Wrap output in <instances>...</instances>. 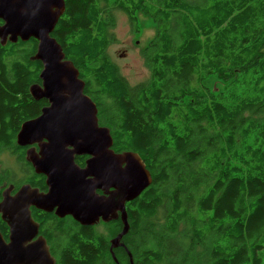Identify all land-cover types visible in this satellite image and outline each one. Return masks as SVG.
I'll use <instances>...</instances> for the list:
<instances>
[{"label":"trees","instance_id":"16d2710c","mask_svg":"<svg viewBox=\"0 0 264 264\" xmlns=\"http://www.w3.org/2000/svg\"><path fill=\"white\" fill-rule=\"evenodd\" d=\"M64 1L52 36L78 68L113 149L138 152L153 181L126 204L130 228L113 250L117 261L110 240L121 219L82 226L32 208L55 264H197V247L208 248L209 264H264V0ZM114 10L135 31L139 13L156 26L143 49L145 82L130 85L107 52ZM37 46L35 38L0 43V151L24 172L0 171V200L8 183L47 190L16 143L22 123L48 104L29 89L41 83ZM0 231L7 239L1 216Z\"/></svg>","mask_w":264,"mask_h":264},{"label":"water","instance_id":"95a60500","mask_svg":"<svg viewBox=\"0 0 264 264\" xmlns=\"http://www.w3.org/2000/svg\"><path fill=\"white\" fill-rule=\"evenodd\" d=\"M65 7L64 0H0V43L38 41L32 59L42 62L41 83L29 89L36 100L48 101L39 116L22 123L16 138L27 147L25 158L34 172L45 176L47 190L30 183L14 193L12 185L3 190L0 216L9 235L6 239L0 231V264H55L32 208L71 216L82 226L121 219L122 231L110 240L117 261L113 250L124 246L130 228L126 204L153 181L138 152L113 149L110 128L99 124L78 68L52 36ZM77 156H87L85 166Z\"/></svg>","mask_w":264,"mask_h":264},{"label":"rangeland","instance_id":"374dc122","mask_svg":"<svg viewBox=\"0 0 264 264\" xmlns=\"http://www.w3.org/2000/svg\"><path fill=\"white\" fill-rule=\"evenodd\" d=\"M190 1L198 2L199 0ZM114 13L116 22L110 30L113 39L107 52L118 65L121 75L130 85L145 82L149 80L151 72L147 66L143 49L154 37L156 26L149 17L139 13V31H135L124 12L114 10ZM212 83L214 82L212 81L211 85ZM218 85L220 86V83H214L215 87ZM0 171L9 172L10 176L14 177V179H22L24 176L17 158L7 148H3L0 151ZM4 186L7 187L8 185ZM180 225L182 234L185 226L184 223ZM100 230L104 231V228L101 227ZM197 252H202L197 264H209L208 248L197 247Z\"/></svg>","mask_w":264,"mask_h":264},{"label":"flooded vegetation","instance_id":"af4514ba","mask_svg":"<svg viewBox=\"0 0 264 264\" xmlns=\"http://www.w3.org/2000/svg\"><path fill=\"white\" fill-rule=\"evenodd\" d=\"M86 157H87V156H86ZM81 166H82V165H81ZM84 166H85V164H84ZM10 185H12V187H13V191H12V193L16 192L17 189H15V186H14L13 184L8 183V186H10ZM8 186H7V187H8ZM52 213H53V212H52ZM73 220H74V219H73ZM37 222H38V221H37ZM100 222H101V221H100ZM100 222H99V223H100ZM102 222H103V221H102ZM80 225H81V224H80ZM40 233H41V225H40ZM41 234H43V233H41ZM43 235H44V234H43Z\"/></svg>","mask_w":264,"mask_h":264},{"label":"bare ground","instance_id":"6f19581e","mask_svg":"<svg viewBox=\"0 0 264 264\" xmlns=\"http://www.w3.org/2000/svg\"><path fill=\"white\" fill-rule=\"evenodd\" d=\"M85 90V89H84ZM25 148V147H24ZM32 165V164H31ZM81 166V165H80ZM43 175V174H42ZM5 237V236H4ZM52 254V253H51Z\"/></svg>","mask_w":264,"mask_h":264}]
</instances>
